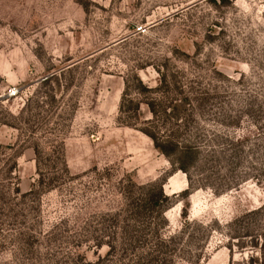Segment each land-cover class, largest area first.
Segmentation results:
<instances>
[{"label":"rangeland","instance_id":"1","mask_svg":"<svg viewBox=\"0 0 264 264\" xmlns=\"http://www.w3.org/2000/svg\"><path fill=\"white\" fill-rule=\"evenodd\" d=\"M263 234L264 0H0V264H264Z\"/></svg>","mask_w":264,"mask_h":264},{"label":"trees","instance_id":"2","mask_svg":"<svg viewBox=\"0 0 264 264\" xmlns=\"http://www.w3.org/2000/svg\"><path fill=\"white\" fill-rule=\"evenodd\" d=\"M149 105L155 114L156 109L154 104L149 102ZM144 131L154 139L156 146L162 152L169 157H174L173 162H175L176 168L182 169L189 175L190 166L193 160L195 161L197 159V146L182 144L180 141H175L171 137H163V135L158 134V132L148 127H146ZM132 183L142 189L139 196V204L137 205V208L134 209V212L136 214L156 212L161 217H164V207L166 206L169 197L164 193L162 184L149 183L146 185H138L135 181ZM262 236L264 237V234Z\"/></svg>","mask_w":264,"mask_h":264},{"label":"built area","instance_id":"3","mask_svg":"<svg viewBox=\"0 0 264 264\" xmlns=\"http://www.w3.org/2000/svg\"><path fill=\"white\" fill-rule=\"evenodd\" d=\"M16 92L17 90L15 87L9 89V94H15Z\"/></svg>","mask_w":264,"mask_h":264}]
</instances>
